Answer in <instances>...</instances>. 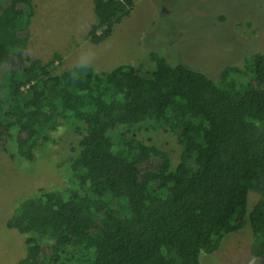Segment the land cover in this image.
Listing matches in <instances>:
<instances>
[{"label":"trees","instance_id":"obj_1","mask_svg":"<svg viewBox=\"0 0 264 264\" xmlns=\"http://www.w3.org/2000/svg\"><path fill=\"white\" fill-rule=\"evenodd\" d=\"M35 0H0V147L37 161L60 129L80 138L66 159L69 189H39L6 222L24 236L16 264H201L223 238L252 231L264 264V52L216 80L151 53L153 71L80 66L54 74L27 56ZM93 44L130 16L133 0H93ZM155 125L182 147L173 168L162 149L118 133ZM15 144L12 154L10 145ZM259 196L248 213V194Z\"/></svg>","mask_w":264,"mask_h":264},{"label":"rangeland","instance_id":"obj_2","mask_svg":"<svg viewBox=\"0 0 264 264\" xmlns=\"http://www.w3.org/2000/svg\"><path fill=\"white\" fill-rule=\"evenodd\" d=\"M128 18L115 26L103 43L93 44L88 33L97 25L93 0H35L36 15L27 32V56L49 63L55 55L54 74L88 66L109 72L120 65L145 71L155 66L151 53L163 56L171 66L182 65L216 80L229 66L242 67L252 53L264 52V0H133ZM6 66L0 67V82ZM169 154L173 168L181 160L182 147L175 133L155 125L126 133ZM80 136L66 129L37 153V161L10 158L0 147V264H16L25 257V238L7 229L6 222L17 201L35 196L39 189L68 190L69 173L64 165ZM15 144L10 145L12 154ZM68 192V191H67ZM258 194H248V213ZM252 231L247 219L243 228L225 236L219 251L201 254V264H262L251 256Z\"/></svg>","mask_w":264,"mask_h":264}]
</instances>
